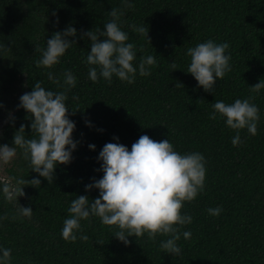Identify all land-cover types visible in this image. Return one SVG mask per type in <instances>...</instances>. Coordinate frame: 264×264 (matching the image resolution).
<instances>
[{"label": "trees", "instance_id": "trees-1", "mask_svg": "<svg viewBox=\"0 0 264 264\" xmlns=\"http://www.w3.org/2000/svg\"><path fill=\"white\" fill-rule=\"evenodd\" d=\"M132 3L120 21L136 47L134 63L151 54L156 64L150 75H136L129 84L115 77L111 83L89 80L83 57L90 41L80 39L81 32L102 29L111 19L108 11L122 7L120 0H0V43L7 46L0 53V143L11 146L20 124L25 125L26 138H32L30 118L16 107L18 98L36 81L46 89L63 90L48 80L47 72L60 76L65 69L77 77L75 87L66 92V103L69 113L75 110L70 119L78 142L71 162L58 165L50 183L30 170L19 149L3 165L0 182L10 178L15 186L19 180L25 195L18 203L33 212L31 218L16 216V201L0 197V246L11 249V264H264V89L259 94L249 89L264 79V0ZM69 24L77 29L76 45L53 68L36 67L46 39ZM130 24L148 28L147 37L134 33ZM208 39L227 41L231 57V70L217 80L213 92L197 87L185 72L187 48ZM250 95L259 109L257 132L250 135L241 129L240 142L233 146L235 130L219 116L209 118L211 103H232ZM9 111L14 121L8 120ZM143 134L155 141L169 139L180 153L198 151L205 157L204 190L181 209L192 216V223L182 229L191 237L177 241L180 255L165 253L159 242L167 237L159 235L131 236L125 246L113 236L115 226L97 217L80 222L87 240L79 239V233L75 241L63 239L70 201L76 195L98 196L96 189L85 192L84 185L103 175L96 159L102 146L117 142L115 136L130 149ZM33 177L40 185L30 183ZM217 206L222 208L219 215L206 212Z\"/></svg>", "mask_w": 264, "mask_h": 264}, {"label": "clouds", "instance_id": "clouds-1", "mask_svg": "<svg viewBox=\"0 0 264 264\" xmlns=\"http://www.w3.org/2000/svg\"><path fill=\"white\" fill-rule=\"evenodd\" d=\"M121 8H111L108 11L111 19L103 28L90 29L80 33V39L85 37L90 41L83 62L88 66L87 77L92 82L103 79L111 83L112 78L121 82L133 83L136 75L148 76L151 66L156 64L153 55L141 56L136 61L137 50L129 42V33L122 28L120 17L125 8H132V0H120ZM58 23V20H57ZM134 33L147 37L148 28L142 25L130 24ZM77 29L71 24L65 29L52 33L46 39V47L41 49V56L35 62L36 67L51 69L60 62L73 44L76 45ZM102 37V39H98ZM148 39V38H147ZM0 43V53L6 49ZM227 41L215 42L208 39L187 48L186 55L190 58L186 73L197 82L205 92H213L217 80L231 70V57L228 53ZM175 69V68H174ZM48 80L57 84L61 91H54L42 86L40 81L34 82L31 91L21 94L17 109H23L30 118L29 128L32 138H26L25 125L20 124L12 136L11 146L0 143V165H7L17 154V149L29 162L30 170L47 180L53 181L54 170L58 165H67L72 160V152L77 148V141L72 133L75 121L70 119L67 106V90L75 87L77 77L71 70L65 69L60 76L47 72ZM250 92L259 94L264 89V79L249 86ZM247 98H236L232 103L215 100L211 103L213 111L210 119L218 116L224 124L235 130L231 138L233 146L240 142V130L246 129L250 135L257 132V122L260 119L259 109ZM2 107V105H0ZM15 117L9 111L8 120ZM91 127L90 121H85ZM102 131V130H100ZM117 141L106 142L100 149L96 159L99 162L98 171L103 175L91 178V183L85 184V192L98 190V196L89 199L86 195H76L67 208V217L63 220L61 237L67 241L87 240L82 232L81 221L91 217L107 226H115L113 236L127 246L128 237L147 235L155 239L158 235L167 237L159 242L165 253L179 256L181 248L177 241L183 237H191L189 230L183 226L192 223V216L181 212L185 202L193 201L204 190L206 177V161L202 153L191 151L180 153L174 149L169 139L155 141L143 134L131 144L130 149ZM94 144H88L89 150H95ZM38 177L30 181L32 185H40ZM20 181L15 186L8 181L0 182V197L15 200L16 216L31 218L32 208L18 203V197L25 195ZM206 212L217 216L222 212L220 206L209 207ZM4 217L0 216V220ZM0 264H11V249L0 246Z\"/></svg>", "mask_w": 264, "mask_h": 264}, {"label": "rangeland", "instance_id": "rangeland-1", "mask_svg": "<svg viewBox=\"0 0 264 264\" xmlns=\"http://www.w3.org/2000/svg\"><path fill=\"white\" fill-rule=\"evenodd\" d=\"M2 167H3V165H0V176H1V177H3V176H2Z\"/></svg>", "mask_w": 264, "mask_h": 264}]
</instances>
